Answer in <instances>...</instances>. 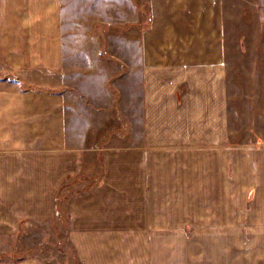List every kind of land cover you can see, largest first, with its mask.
I'll use <instances>...</instances> for the list:
<instances>
[{"label": "crops", "instance_id": "obj_1", "mask_svg": "<svg viewBox=\"0 0 264 264\" xmlns=\"http://www.w3.org/2000/svg\"><path fill=\"white\" fill-rule=\"evenodd\" d=\"M222 2L148 0L142 135L98 149L68 139L64 0H0V245L58 198L78 264H264V133L233 139Z\"/></svg>", "mask_w": 264, "mask_h": 264}, {"label": "rangeland", "instance_id": "obj_2", "mask_svg": "<svg viewBox=\"0 0 264 264\" xmlns=\"http://www.w3.org/2000/svg\"><path fill=\"white\" fill-rule=\"evenodd\" d=\"M147 4L148 0H64L63 90L75 109L68 120L70 145L103 149L142 135V68L131 64L139 56L138 29L148 25ZM221 5L230 128L233 139L248 143L264 133V0H223ZM128 54L130 59L123 58ZM32 256L48 264H78L58 198L54 220L29 223L0 245V262Z\"/></svg>", "mask_w": 264, "mask_h": 264}]
</instances>
